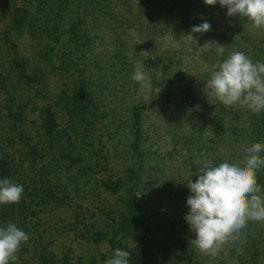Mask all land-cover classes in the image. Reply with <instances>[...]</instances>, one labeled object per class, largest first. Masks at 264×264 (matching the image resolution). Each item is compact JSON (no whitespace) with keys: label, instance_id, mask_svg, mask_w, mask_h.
Listing matches in <instances>:
<instances>
[{"label":"rangeland","instance_id":"1","mask_svg":"<svg viewBox=\"0 0 264 264\" xmlns=\"http://www.w3.org/2000/svg\"><path fill=\"white\" fill-rule=\"evenodd\" d=\"M15 4L43 30L0 0V264H264V0Z\"/></svg>","mask_w":264,"mask_h":264},{"label":"trees","instance_id":"2","mask_svg":"<svg viewBox=\"0 0 264 264\" xmlns=\"http://www.w3.org/2000/svg\"><path fill=\"white\" fill-rule=\"evenodd\" d=\"M7 4L13 6L12 10L10 12V16L7 17L9 20V27L13 31H19L20 29L24 27H28L31 30L35 29L37 31H42L43 27H41L40 24L37 23V26L34 27V23L31 20L27 19L26 17V9L22 10L24 7H18V5L15 4V0H5ZM22 12V13H21ZM39 28V30L37 29ZM12 45V44H10ZM9 45V46H10ZM19 65V64H17ZM23 65V64H22ZM35 76V73H30V74H21L18 77L22 78L24 82L29 83L31 79ZM0 77H2L0 75ZM4 79V78H3ZM0 88L3 90L4 84H0ZM16 114L13 115V117ZM53 120L48 118L46 115L44 117V120H42L40 126L44 128V135L46 137L47 143L48 140H50V130L52 128ZM136 133H137V128H136ZM25 135V134H24ZM28 137V136H27ZM26 140V145L28 147L27 155L29 156V153L32 152V146L30 145V140L29 138ZM135 146V144H134ZM5 154L0 155V180H1V185L0 188H7L8 192H13V182L9 179V167L8 164L5 160ZM258 172V175L261 177L262 174L259 172V170L256 169ZM123 208L120 212H118L117 216L111 217L110 218V224L108 226V233H109V238H110V243L111 245L118 243L119 241L127 239L131 235V230L137 226V222L139 219L143 218L142 214L138 212L139 208V198L137 193L134 191L132 186H128L125 189V195L123 196ZM131 250H126L124 252V255L126 259L132 260L133 256L130 254ZM38 255L41 259V264H53V260L49 256V252L46 250L45 247L41 245L40 251H38Z\"/></svg>","mask_w":264,"mask_h":264}]
</instances>
